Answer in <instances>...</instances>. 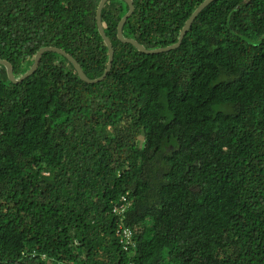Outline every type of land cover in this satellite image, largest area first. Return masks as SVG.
I'll return each mask as SVG.
<instances>
[{
    "label": "trees",
    "instance_id": "1",
    "mask_svg": "<svg viewBox=\"0 0 264 264\" xmlns=\"http://www.w3.org/2000/svg\"><path fill=\"white\" fill-rule=\"evenodd\" d=\"M132 1L151 50L204 0ZM99 2L0 0V59L101 76ZM127 11L101 10L100 81L0 64V264H264V0H212L153 54Z\"/></svg>",
    "mask_w": 264,
    "mask_h": 264
},
{
    "label": "water",
    "instance_id": "2",
    "mask_svg": "<svg viewBox=\"0 0 264 264\" xmlns=\"http://www.w3.org/2000/svg\"><path fill=\"white\" fill-rule=\"evenodd\" d=\"M106 1L107 0H100V2L98 3L97 9H96V15H95L98 32L101 35V37L103 38V40H104V42H105V44L107 46V49H108V63H107L105 71L103 72V74L101 76H99L97 78H93V79L89 78L88 76H86V74L84 73V71L80 67L79 63L72 56H70L68 53H66L64 50L56 48V47L45 46V47H41L36 52V54L34 56V59H33V63L30 66V68L25 73L20 75L19 77L15 76V74L13 72L12 65L8 61L0 59V64H3L5 66V68H6V73H7L8 79L10 81H12L13 83H18V82L22 81L23 79H25L27 76L31 75L35 71V69L38 66L40 57H41L43 52H45V51H54V52L62 54L63 56H65L72 63L73 67L76 70L77 75L83 81L88 82V83H94V82L102 80L105 77L106 73L109 71V69L111 67V64H112V59H113V48H112L110 39L108 38V36L104 32V29H103V26H102V22H101V10H102L103 5L105 4ZM125 1L128 4V11L123 15V17L118 22V25H117V37L120 40H122V41L131 43L138 50H140V51H142L144 53L153 54V53L168 51V50H171V49H174V48L178 47L180 45V43H181L182 38L184 37V35L188 31V29L190 28V26H191L193 20L195 19V17L212 0H204L192 12V14L185 21L176 43H174L172 45H168L166 47H161V48L151 49V50L145 48L138 41H136V40H134L132 38H126V37L123 36V33H122L123 25H124L126 19L128 18V16H130L132 11L134 10L133 1L132 0H125Z\"/></svg>",
    "mask_w": 264,
    "mask_h": 264
},
{
    "label": "built area",
    "instance_id": "3",
    "mask_svg": "<svg viewBox=\"0 0 264 264\" xmlns=\"http://www.w3.org/2000/svg\"><path fill=\"white\" fill-rule=\"evenodd\" d=\"M124 210H125L124 203L113 207V211L118 212V213H122ZM123 232H124V235H125L126 238L129 237L130 231L128 229H124Z\"/></svg>",
    "mask_w": 264,
    "mask_h": 264
}]
</instances>
